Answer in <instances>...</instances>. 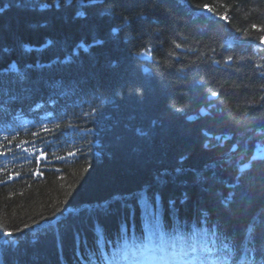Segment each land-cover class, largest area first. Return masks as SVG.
Returning <instances> with one entry per match:
<instances>
[{"label":"trees","instance_id":"obj_1","mask_svg":"<svg viewBox=\"0 0 264 264\" xmlns=\"http://www.w3.org/2000/svg\"><path fill=\"white\" fill-rule=\"evenodd\" d=\"M0 10V264L112 258L146 222L138 199L130 212L116 198L145 186L166 232L214 235L235 260L264 264V157H252L264 144V0ZM108 200L115 211L96 209Z\"/></svg>","mask_w":264,"mask_h":264},{"label":"snow or ice","instance_id":"obj_2","mask_svg":"<svg viewBox=\"0 0 264 264\" xmlns=\"http://www.w3.org/2000/svg\"><path fill=\"white\" fill-rule=\"evenodd\" d=\"M71 3V0H68ZM81 3H84L85 0H80ZM89 4L95 3V0H87ZM205 10L212 11L208 5L203 6ZM2 11V10H0ZM78 16H84L85 13L79 12L77 13ZM224 20H227V15H223L221 17ZM253 28H256L257 25H252ZM115 32V29H112ZM260 42L264 44V36H261ZM98 43H103V41H99ZM83 47V45H81ZM177 48L180 47L179 44L176 45ZM227 61L232 60V56H228ZM67 62V61H64ZM217 66L219 65V61H214ZM28 67H32V65H28ZM23 79V76H21ZM3 85L0 84V88ZM264 87V85H261ZM137 95H142V93L137 90ZM213 96L217 95L216 93H212ZM95 109H93V113H95ZM179 111V109H177ZM88 114L85 113V116ZM191 119V117H189ZM59 128V125H56ZM47 130V129H46ZM74 131H90L89 129H81V128H74ZM203 147L207 148V144ZM69 156H74L75 153L69 152ZM38 159L47 160V153L41 152ZM57 159H64V157H57ZM177 172H180V169H176ZM15 175H19L16 173ZM35 175L42 176L43 172L40 171L39 168L36 169ZM11 178V177H10ZM71 187V186H69ZM136 198L138 199L139 206L142 209L145 221L151 220L153 222L150 223L149 227L147 228V234L143 240L139 243L133 241L131 244V249L134 251L131 254V259L136 261L138 259L144 260H154L159 262H164V264H212L214 261L215 264H229V259H232V264H237V261L234 258V254L232 250L226 245L222 244L221 246L217 247L214 243V235L212 237L204 235V239H200L199 237L202 235L201 233H191L189 230L188 234L185 235H178L176 234V229L173 228L171 232L165 231V225L161 223L159 210L157 208L156 211L153 210V204L150 202L148 196V186H145L142 190H138L136 193L127 194L124 196L117 197L116 199L120 202V207L129 209L130 212H134L135 208L132 204L128 203L127 201ZM154 198L156 204L159 206L162 203V197L157 192L154 193ZM114 200H108L104 202H99L96 204L97 210H102L103 212L107 213L109 211H115V209L111 208V205L115 203ZM186 198L181 200V203H185ZM170 211L174 210L175 201L169 200ZM91 211V206H89V212ZM207 215V213H205ZM178 216V211H177ZM7 235H11L9 232ZM112 264H115L117 259L128 260L129 259V245L125 244L124 248L113 252L112 254ZM83 259V257H81ZM97 259H103V257L97 256Z\"/></svg>","mask_w":264,"mask_h":264},{"label":"rangeland","instance_id":"obj_3","mask_svg":"<svg viewBox=\"0 0 264 264\" xmlns=\"http://www.w3.org/2000/svg\"><path fill=\"white\" fill-rule=\"evenodd\" d=\"M256 150L259 152L260 155H264V146L258 145ZM255 155H257L256 152Z\"/></svg>","mask_w":264,"mask_h":264},{"label":"bare ground","instance_id":"obj_4","mask_svg":"<svg viewBox=\"0 0 264 264\" xmlns=\"http://www.w3.org/2000/svg\"><path fill=\"white\" fill-rule=\"evenodd\" d=\"M33 79H34L33 77H29V78H28V81L32 82ZM36 84H37V83H36Z\"/></svg>","mask_w":264,"mask_h":264}]
</instances>
